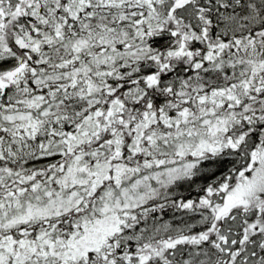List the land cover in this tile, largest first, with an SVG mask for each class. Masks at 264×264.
I'll use <instances>...</instances> for the list:
<instances>
[{
	"label": "snow or ice",
	"instance_id": "snow-or-ice-1",
	"mask_svg": "<svg viewBox=\"0 0 264 264\" xmlns=\"http://www.w3.org/2000/svg\"><path fill=\"white\" fill-rule=\"evenodd\" d=\"M0 264H264V0H0Z\"/></svg>",
	"mask_w": 264,
	"mask_h": 264
}]
</instances>
